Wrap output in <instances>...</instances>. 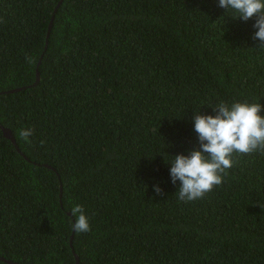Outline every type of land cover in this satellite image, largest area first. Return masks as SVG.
<instances>
[{
    "label": "trees",
    "instance_id": "trees-1",
    "mask_svg": "<svg viewBox=\"0 0 264 264\" xmlns=\"http://www.w3.org/2000/svg\"><path fill=\"white\" fill-rule=\"evenodd\" d=\"M60 2L0 0V125L23 153L0 128V257L264 264V153L236 154L194 202L170 176L174 157L200 150L196 113L264 104L255 18L219 0ZM75 205L90 232L72 230Z\"/></svg>",
    "mask_w": 264,
    "mask_h": 264
},
{
    "label": "clouds",
    "instance_id": "clouds-1",
    "mask_svg": "<svg viewBox=\"0 0 264 264\" xmlns=\"http://www.w3.org/2000/svg\"><path fill=\"white\" fill-rule=\"evenodd\" d=\"M220 8L234 10L237 19L247 22L255 18L254 40L264 49V0H219ZM216 115L194 116L195 131L198 134L200 150L189 155H178L170 164L172 183L181 182L178 199L194 202L203 199L215 187L222 186L227 170L234 165L236 154L250 155L257 151L264 153V104L255 102H220L213 107ZM34 129H22L20 137L30 143ZM154 191L163 195L157 186ZM75 222L71 225L76 233L91 231L89 218L82 205L71 209Z\"/></svg>",
    "mask_w": 264,
    "mask_h": 264
},
{
    "label": "water",
    "instance_id": "water-1",
    "mask_svg": "<svg viewBox=\"0 0 264 264\" xmlns=\"http://www.w3.org/2000/svg\"><path fill=\"white\" fill-rule=\"evenodd\" d=\"M62 2H63V0H61V2L59 3V5L57 6V9H59V7L62 4ZM51 25H52V23L50 24V27H51ZM39 82H40V73H39V70H38L37 71V79H36L35 85H38ZM19 90H21V89H19ZM17 91H18V89L15 90V91H10L9 93H14V92H17ZM0 128L4 132V137L6 139L10 140L14 144L15 148L17 149V151L23 156V153L20 151L19 146L17 145V142L15 140V137H14L12 131L10 129H7V128L1 126V125H0ZM76 259H77V264H78L79 263V260H78V257L77 256H76ZM0 261L5 262L6 264H19V263L13 262V261L5 260L4 258H1V257H0Z\"/></svg>",
    "mask_w": 264,
    "mask_h": 264
}]
</instances>
